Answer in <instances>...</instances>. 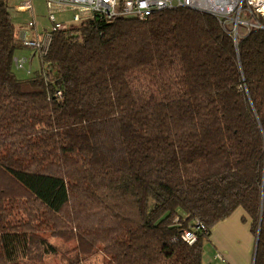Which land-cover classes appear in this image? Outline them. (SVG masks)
I'll use <instances>...</instances> for the list:
<instances>
[{
  "label": "trees",
  "instance_id": "obj_1",
  "mask_svg": "<svg viewBox=\"0 0 264 264\" xmlns=\"http://www.w3.org/2000/svg\"><path fill=\"white\" fill-rule=\"evenodd\" d=\"M17 31L0 0V264L43 263L49 236L76 243L70 264H203L238 209L264 264V29L235 42L185 7L94 18L24 77Z\"/></svg>",
  "mask_w": 264,
  "mask_h": 264
},
{
  "label": "built area",
  "instance_id": "obj_2",
  "mask_svg": "<svg viewBox=\"0 0 264 264\" xmlns=\"http://www.w3.org/2000/svg\"><path fill=\"white\" fill-rule=\"evenodd\" d=\"M49 9V20L53 28L40 34L32 32L34 23L17 31L18 46L33 49L37 54L45 55L52 41L53 31L62 30L66 24L57 19V14L72 11L73 22L79 23L89 19L100 18L113 20L117 17L135 16L146 19L150 15L172 8L185 7L213 15L217 18L234 38L235 42L241 37L240 24H243L247 35L253 29H264V0H46ZM19 10L32 9L27 1L17 7ZM243 12L248 13L249 19L242 20ZM17 69H24L28 58L14 56ZM31 70H28L30 73ZM57 92V96H61ZM206 227L196 221L191 229L184 232L182 238L190 244L197 241L199 233H204Z\"/></svg>",
  "mask_w": 264,
  "mask_h": 264
},
{
  "label": "rangeland",
  "instance_id": "obj_3",
  "mask_svg": "<svg viewBox=\"0 0 264 264\" xmlns=\"http://www.w3.org/2000/svg\"><path fill=\"white\" fill-rule=\"evenodd\" d=\"M10 6L11 14L14 23L17 28L20 26H27L29 23H34L35 26L32 30L37 32H45L49 31L53 28L52 23L49 20V9L47 7L46 0H7ZM31 2L32 9L28 10H19L17 7L23 5L25 2ZM73 14L72 11H65L57 14V19L63 22L66 25H77V23L73 22ZM242 20L249 19L248 13L243 12L241 15ZM240 36H244L246 34V29L243 24H240L239 27ZM17 52V53H16ZM17 55L20 54V50L16 51ZM22 52V51H21ZM19 53V54H18ZM23 54L28 55L25 56L28 58L29 62L25 64L24 69H17L14 67L15 72L18 76L24 77L28 75V70L36 71L41 66L40 54H37L35 50L25 48L23 49ZM49 236V235H47ZM48 239L54 243L58 249L59 253L55 255H49L45 257L43 263L39 264H70L72 261L77 260L78 255L74 251L76 246L75 242H64L61 239L51 238ZM109 262V258L103 255L102 253L90 256L85 259L82 264H107ZM221 261L214 258V249L212 245L209 243L207 239L204 240V250H203V264H217ZM37 264V263H30Z\"/></svg>",
  "mask_w": 264,
  "mask_h": 264
},
{
  "label": "crops",
  "instance_id": "obj_4",
  "mask_svg": "<svg viewBox=\"0 0 264 264\" xmlns=\"http://www.w3.org/2000/svg\"><path fill=\"white\" fill-rule=\"evenodd\" d=\"M26 27V26H25ZM20 26L17 29L25 28ZM36 34L42 33L32 30ZM25 47L18 46L15 56L23 54ZM22 51V52H21ZM245 212L238 209L229 218L217 223L207 239L214 249V258L221 261L217 264H253L256 249V237L251 231V222L244 221Z\"/></svg>",
  "mask_w": 264,
  "mask_h": 264
},
{
  "label": "water",
  "instance_id": "obj_5",
  "mask_svg": "<svg viewBox=\"0 0 264 264\" xmlns=\"http://www.w3.org/2000/svg\"><path fill=\"white\" fill-rule=\"evenodd\" d=\"M258 236H259V233L256 237V248H257V243H258ZM255 256H256V249H255V254H254V261H253V264H255Z\"/></svg>",
  "mask_w": 264,
  "mask_h": 264
}]
</instances>
